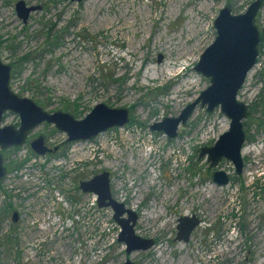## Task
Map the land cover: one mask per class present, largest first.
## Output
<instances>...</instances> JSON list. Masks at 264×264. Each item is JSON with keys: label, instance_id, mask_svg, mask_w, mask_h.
<instances>
[{"label": "rangeland", "instance_id": "obj_1", "mask_svg": "<svg viewBox=\"0 0 264 264\" xmlns=\"http://www.w3.org/2000/svg\"><path fill=\"white\" fill-rule=\"evenodd\" d=\"M15 1L0 0V59L11 64L10 88L75 117L98 101L124 106L128 121L70 143L41 122L23 144L0 149V264H120L126 257L134 264H264V47L236 94L247 105L239 173L226 158L210 167L198 155L228 126L218 106L205 111L196 103L173 137L149 128L208 84L193 66L214 37L218 8L236 13L252 0H24L39 6L25 22ZM255 21L261 29L264 0ZM17 120L7 111L2 123ZM38 134L58 147L34 154L27 140ZM102 169L112 197L135 211L134 232L153 239L150 247L126 253L112 209L78 188ZM214 169L227 174L226 183L212 180ZM183 214L199 218L185 241L174 239Z\"/></svg>", "mask_w": 264, "mask_h": 264}, {"label": "water", "instance_id": "obj_2", "mask_svg": "<svg viewBox=\"0 0 264 264\" xmlns=\"http://www.w3.org/2000/svg\"><path fill=\"white\" fill-rule=\"evenodd\" d=\"M262 1L252 0L244 10L236 13L231 11L228 4L218 8L212 20L214 37L200 52L193 66L194 70L207 77L208 84L193 100L182 107L177 115H166L149 125L150 129L162 130L167 137H173L177 126L186 121L197 102L205 111H211L218 106L220 112L228 118V126L217 135L212 144L200 146L198 152V155H205L210 167L223 157L231 161L236 173L242 168L240 149L245 140V133L241 120L247 113V105L238 99L236 94L247 71L257 62L259 55L260 30L255 17ZM38 7L36 4H25L24 0L14 2L16 16L22 22L26 21L31 10ZM261 31L264 33V26ZM157 59H160L159 54ZM9 78L10 65L0 59L1 148L21 143L26 132L43 120L64 131L65 141L91 139L107 128L120 126L128 121L126 107L109 106L102 101L94 103L83 116L78 118L58 109L47 111L31 98L16 94L9 86ZM6 110L17 114L19 119L17 126L10 123L1 124ZM29 145L36 153L51 150L43 144L42 136H37ZM4 173L5 166L0 154V178ZM210 174L212 180L218 184L226 183L228 180L227 174L221 169H214ZM78 188L83 192L93 193L98 207L109 206L112 209V219L118 225L116 240L123 242L126 253L136 249H146L153 244L151 237H142L134 232L135 211L112 197L108 170H99L89 178L79 180ZM16 218L17 212L13 210L11 220L15 221ZM198 222L199 218L194 214L178 216L174 239L187 240L191 229ZM120 264H134V261L126 257Z\"/></svg>", "mask_w": 264, "mask_h": 264}, {"label": "flooded vegetation", "instance_id": "obj_3", "mask_svg": "<svg viewBox=\"0 0 264 264\" xmlns=\"http://www.w3.org/2000/svg\"><path fill=\"white\" fill-rule=\"evenodd\" d=\"M263 2V1H262ZM261 5H262V3H261ZM261 7V6H260ZM259 10V9H258ZM264 26V25H263ZM262 26V27H263ZM262 27H261V29H262ZM261 29H259L260 30V41H259V45H258V49H259V52L260 51H262V49H263V47H264V43H263V45H262V47L260 48V44H261V42H262V37L264 36V33H262V31H261ZM263 42H264V39H263ZM258 58V57H257ZM264 61V60H263ZM4 62V61H3ZM9 65H10V68H11V64L9 63ZM248 72V71H247ZM198 103V105H199V102H197ZM201 107V106H200ZM194 108V107H193ZM44 109V108H43ZM46 110V109H45ZM54 110H57V109H54ZM58 110H61V109H58ZM7 111H9V110H6V111H4V113H3V116H2V120H3V117H4V115L7 113ZM47 111H53V110H47ZM61 111H64V110H61ZM13 112V111H12ZM66 112H68V111H66ZM87 112V111H86ZM85 112V113H86ZM70 113V112H69ZM84 113V114H85ZM71 114V113H70ZM72 115V114H71ZM73 116V115H72ZM83 116V115H82ZM18 117V116H17ZM73 117H75V116H73ZM76 118H78V117H76ZM2 120H1V124H4V123H2ZM18 121H19V119L17 120V122H15V123H10V124H12V125H14V126H17V124H18ZM242 121V120H241ZM41 122H45L44 120L43 121H40V122H38L37 124H39V123H41ZM45 123H49V122H45ZM37 124H35L33 127H35ZM50 124H52V123H50ZM53 125V124H52ZM33 127H31L29 130H31ZM54 128H55V126H54ZM56 130H59L61 133H63L65 136L63 137V140L61 141V143H70V142H76V141H90L91 139H73V140H68V141H65V138H66V134H65V132L64 131H62V130H60V129H57V128H55ZM29 130L26 132V135H25V137H24V139H23V141L21 142V143H19V144H14V145H9V146H19V145H21V144H23L24 142H25V140L27 139V136H28V132H29ZM106 130V129H105ZM155 130V129H154ZM104 131V130H103ZM98 134V133H97ZM96 134V135H97ZM95 135V136H96ZM37 136H42V142H43V144H45L46 146H48L45 142H44V137H43V135H41V134H38V135H36L35 137H33V138H31V139H28L27 140V142H28V145L30 144V142L33 140V139H35ZM94 136V137H95ZM93 137V138H94ZM9 146H6V147H9ZM53 146H55V148L53 149ZM202 146V145H201ZM6 147H3V148H6ZM29 147H30V145H29ZM49 148H51V150L50 151H45V152H43V153H36V152H34L33 151V149L30 147V149L32 150V152L34 153V154H36V155H43V154H45V153H49V152H53L58 146L57 145H52V146H48ZM0 149H1V147H0ZM1 154V153H0ZM1 157H2V155H1ZM2 163H3V157H2ZM3 165H4V163H3ZM5 166V165H4ZM5 172H6V168H5ZM5 174V173H4ZM4 176V175H3ZM2 176V177H3ZM92 176V175H91ZM1 177V178H2ZM0 178V179H1ZM89 178V177H88ZM85 179V178H84ZM17 216H18V214H17ZM10 218H11V215H10Z\"/></svg>", "mask_w": 264, "mask_h": 264}, {"label": "trees", "instance_id": "obj_4", "mask_svg": "<svg viewBox=\"0 0 264 264\" xmlns=\"http://www.w3.org/2000/svg\"><path fill=\"white\" fill-rule=\"evenodd\" d=\"M58 37H56L55 39H57ZM263 39H264V36L262 37V42H261V44H260V48L262 47V45H263ZM57 41V40H56ZM26 55L24 54V55H21L19 58L20 59H23L24 57H25Z\"/></svg>", "mask_w": 264, "mask_h": 264}, {"label": "bare ground", "instance_id": "obj_5", "mask_svg": "<svg viewBox=\"0 0 264 264\" xmlns=\"http://www.w3.org/2000/svg\"><path fill=\"white\" fill-rule=\"evenodd\" d=\"M194 82V81H193ZM242 147H243V145H242ZM242 147H241V149H240V152H241V150H242ZM246 152V147H243V151H242V153H245Z\"/></svg>", "mask_w": 264, "mask_h": 264}]
</instances>
